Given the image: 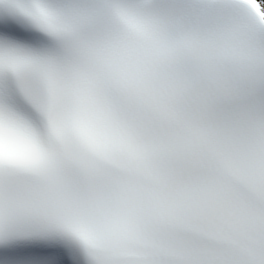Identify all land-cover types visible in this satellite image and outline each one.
<instances>
[{
  "label": "snow or ice",
  "instance_id": "snow-or-ice-1",
  "mask_svg": "<svg viewBox=\"0 0 264 264\" xmlns=\"http://www.w3.org/2000/svg\"><path fill=\"white\" fill-rule=\"evenodd\" d=\"M0 264H264V0H0Z\"/></svg>",
  "mask_w": 264,
  "mask_h": 264
}]
</instances>
